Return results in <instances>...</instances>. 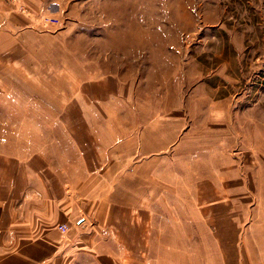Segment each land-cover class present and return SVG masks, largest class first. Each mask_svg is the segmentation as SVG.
I'll return each instance as SVG.
<instances>
[{
  "label": "crops",
  "instance_id": "0c3cea01",
  "mask_svg": "<svg viewBox=\"0 0 264 264\" xmlns=\"http://www.w3.org/2000/svg\"><path fill=\"white\" fill-rule=\"evenodd\" d=\"M25 87L58 127L0 141V264H177L178 249L193 264L194 246L204 264H264V171L228 153L219 113L76 61Z\"/></svg>",
  "mask_w": 264,
  "mask_h": 264
},
{
  "label": "rangeland",
  "instance_id": "374dc122",
  "mask_svg": "<svg viewBox=\"0 0 264 264\" xmlns=\"http://www.w3.org/2000/svg\"><path fill=\"white\" fill-rule=\"evenodd\" d=\"M10 15L27 22L8 28ZM0 18L2 143L11 130L20 146L58 127L25 80L40 87L76 61L144 73L147 93L161 83L193 97L194 112L219 113L228 153L264 171V0H0ZM184 250L177 264H189ZM202 252L193 247V264Z\"/></svg>",
  "mask_w": 264,
  "mask_h": 264
},
{
  "label": "built area",
  "instance_id": "2783aa9c",
  "mask_svg": "<svg viewBox=\"0 0 264 264\" xmlns=\"http://www.w3.org/2000/svg\"><path fill=\"white\" fill-rule=\"evenodd\" d=\"M59 229H61L62 231H64L66 229V224L61 223L58 225Z\"/></svg>",
  "mask_w": 264,
  "mask_h": 264
}]
</instances>
